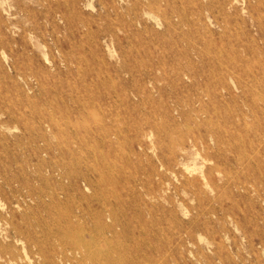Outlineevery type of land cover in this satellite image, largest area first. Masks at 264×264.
I'll use <instances>...</instances> for the list:
<instances>
[{
    "label": "rangeland",
    "instance_id": "374dc122",
    "mask_svg": "<svg viewBox=\"0 0 264 264\" xmlns=\"http://www.w3.org/2000/svg\"><path fill=\"white\" fill-rule=\"evenodd\" d=\"M4 254L264 264V0H0Z\"/></svg>",
    "mask_w": 264,
    "mask_h": 264
},
{
    "label": "bare ground",
    "instance_id": "6f19581e",
    "mask_svg": "<svg viewBox=\"0 0 264 264\" xmlns=\"http://www.w3.org/2000/svg\"><path fill=\"white\" fill-rule=\"evenodd\" d=\"M111 229H113V228L112 227H109L107 225H104L101 228V234H102V236L105 237V235L108 234V233H111L112 234L113 231ZM35 247H36V253L34 255H37V256H41L42 257L43 256L42 249L40 247H38V246H35ZM37 258H40V257H37ZM0 260L3 261L4 264H18V262L16 261V259L14 257H9L8 258L6 254L1 255L0 256ZM55 260L59 264V263H61L62 261L65 260V257L64 256L63 257L60 256V254H57V255H55Z\"/></svg>",
    "mask_w": 264,
    "mask_h": 264
}]
</instances>
